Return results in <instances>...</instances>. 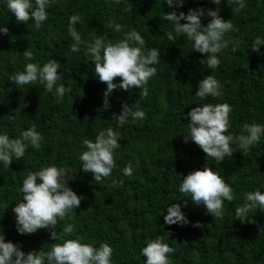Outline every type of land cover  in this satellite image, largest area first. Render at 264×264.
<instances>
[{
	"label": "trees",
	"instance_id": "1",
	"mask_svg": "<svg viewBox=\"0 0 264 264\" xmlns=\"http://www.w3.org/2000/svg\"><path fill=\"white\" fill-rule=\"evenodd\" d=\"M219 7L220 16L230 19L234 30L226 36L230 43L220 54L219 68L209 70L200 63L207 54L193 51L186 38L168 41L166 34L173 25L162 17L173 9L164 0H121L119 5L112 0H51L48 18L39 30L33 21L18 23L0 4V25L9 29L7 35L0 34V133L16 138L35 125L43 136L38 150L29 147L24 158L13 160L7 170L0 165V234L6 242L18 244L26 253L48 251L65 239L94 247L107 243L113 249L112 264H145L141 248L161 235L175 249L169 254L170 264H264V211L249 213L254 222L242 223L235 217L245 193L264 192V137L246 156L237 144H231L232 157L220 163L183 139L187 112L204 103L232 107L229 132L234 136L244 123L264 124V45L259 52L251 50L256 37H264V0H245L239 11L232 0H222ZM196 8L215 9L216 5L210 0H185L183 7L174 10L187 14ZM72 15L81 17L74 27L85 40L101 36L114 42L136 30L148 47L160 50L157 74L148 82L146 98L135 88L116 89L108 97L109 108L104 109L106 84L95 78L94 65L83 47L80 52L71 51L68 26ZM208 19L202 18V24L206 26ZM109 21L119 23L122 31L108 28ZM233 43L238 44L237 52L232 51ZM25 50L33 51L41 65L49 59L60 63L62 78L57 84L71 87V92L58 99L42 85L16 87L8 80L29 62L22 57ZM209 74L222 85V96L200 100L194 96L198 81ZM122 103L134 110L138 104L146 118L119 127L113 115L120 113ZM109 127L122 136L114 152L117 167L97 183L91 173L80 170L79 154L86 150L84 139L94 141L99 131ZM128 164L133 168L131 177L123 174ZM50 165L68 170L72 177L68 185L83 197L81 204L53 229L20 235L13 208L23 199L22 179L29 171ZM205 166L233 189L234 199L224 202L220 219L178 191L183 176ZM113 181L118 186L113 187ZM171 203L181 204L188 225L164 223ZM197 222L202 227H194ZM68 224L74 225V232L65 235ZM51 231L57 232V240L50 239Z\"/></svg>",
	"mask_w": 264,
	"mask_h": 264
},
{
	"label": "clouds",
	"instance_id": "2",
	"mask_svg": "<svg viewBox=\"0 0 264 264\" xmlns=\"http://www.w3.org/2000/svg\"><path fill=\"white\" fill-rule=\"evenodd\" d=\"M210 2L216 5L215 9L196 8L189 9L187 14H177L174 9L183 7L185 0H164V4L173 10L166 12L162 19L173 25V30L166 34L169 42L175 43L181 37L186 38L193 51L201 55L207 54L200 61L201 65H206L209 70H216L221 64L220 54L230 43L226 36L234 30V25L230 19L225 20L219 14L222 0ZM50 3L51 0H0V4L14 15L18 23L33 21L36 30L47 20L46 9ZM112 3L119 5L121 0H112ZM232 3L237 6V11L245 7V0H232ZM202 18H210L206 26L202 24ZM79 22V15H72L69 19L68 35L73 41L70 48L72 52H80L83 47L84 55L89 57L94 65L95 78L106 84L103 93L104 109L109 108L108 97L116 89L127 92L135 88L139 90L140 96L146 98L149 95L148 82L157 74L155 66L160 63V50L148 47L136 30L125 32L122 38L114 42L101 36L85 40L74 27ZM107 26L115 32L122 31V26L114 21H109ZM8 31L7 27L0 25V34L7 35ZM262 45L264 37L258 36L252 43L251 50L259 52ZM232 51H238V44L233 43ZM22 57L29 62L25 63L22 71L15 72L8 79L16 87L39 84L58 99L71 92V87L57 84L62 78L58 73L61 64L55 59H49L41 65L39 61H35L34 53L30 50H25ZM117 77L120 80L114 83ZM221 89L220 82L214 75L209 74L198 81L194 96L200 100L221 97ZM231 112L232 107L227 103H204L191 108L187 112L189 122L187 133L183 135L184 142L191 141L206 157L218 163L223 162L225 157H232L233 149L230 145L233 143L237 144L239 151L246 156L251 147L257 145L264 137V124L244 123L239 135L234 136L229 132ZM113 118L119 127H123L130 120L145 119L146 113L138 104L134 110L132 105L122 103L120 113L114 114ZM121 138L119 132L109 127L99 131L94 141L84 139L82 143L86 150L79 154L80 170L91 173L97 183H102L105 178L110 177L117 167L114 152L120 148L118 141ZM42 140L43 136L36 130L35 125L23 130L16 138H10L7 133H0V165L5 170L9 169L13 160L24 158L29 147L38 150ZM123 174L132 176L131 164L123 168ZM71 178L66 168L56 165L27 173L20 188L23 199L13 208L18 234L31 235L39 229H53L59 221L75 212L83 197L78 196L69 187L68 181ZM112 186H118L117 182L113 181ZM178 191L197 206H203L207 214L217 219L223 218L224 202L234 199L232 187L218 172L207 166L183 176ZM257 211H264V192L255 190L245 193L244 203L235 210L236 220L242 223L254 222L252 218L249 219V213ZM164 223L181 227L189 224L180 203L167 206ZM193 226L202 227L198 222ZM73 232L72 224L63 229L65 235ZM58 238L56 231L50 232L52 241ZM174 251L175 249L165 243L163 236L156 235L145 242L140 255L145 258V264H170L169 254ZM112 255L113 249L107 243L94 247L76 239L54 243L48 251L26 253L18 244L6 242L3 233L0 234V264H112Z\"/></svg>",
	"mask_w": 264,
	"mask_h": 264
}]
</instances>
